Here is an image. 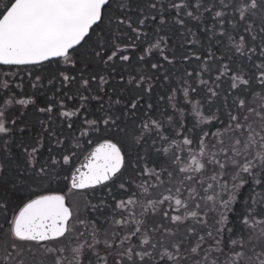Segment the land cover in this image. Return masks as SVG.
I'll use <instances>...</instances> for the list:
<instances>
[{"label":"snow or ice","instance_id":"snow-or-ice-1","mask_svg":"<svg viewBox=\"0 0 264 264\" xmlns=\"http://www.w3.org/2000/svg\"><path fill=\"white\" fill-rule=\"evenodd\" d=\"M0 251L264 264V0H0Z\"/></svg>","mask_w":264,"mask_h":264},{"label":"trees","instance_id":"trees-1","mask_svg":"<svg viewBox=\"0 0 264 264\" xmlns=\"http://www.w3.org/2000/svg\"><path fill=\"white\" fill-rule=\"evenodd\" d=\"M153 42H155V41L153 40ZM147 46H148L147 44L144 45V47H147ZM189 47H191V46H189ZM188 67H189V69L191 70L192 68L196 67V65H195V63H193V64L189 65ZM49 94H51V93H49ZM180 95H181V98H182V94H180ZM74 102H75V101H67V103H68L69 105H71V104L74 103ZM94 103H95V102H93V104H94ZM189 111H190V110L186 107V113L189 112ZM188 118L191 119V116L189 115ZM80 159H81V161H82V160H83V157H81ZM79 162H80V161H77V164H79ZM2 256H3V253H2V251H0V259H2ZM37 259H39V257H37Z\"/></svg>","mask_w":264,"mask_h":264}]
</instances>
